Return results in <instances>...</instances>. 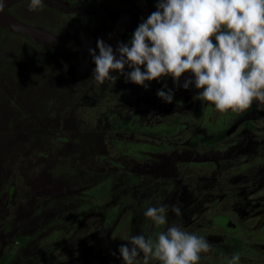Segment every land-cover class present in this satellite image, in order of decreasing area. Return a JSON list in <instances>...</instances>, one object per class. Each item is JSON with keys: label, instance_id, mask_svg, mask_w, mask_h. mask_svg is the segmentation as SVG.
I'll use <instances>...</instances> for the list:
<instances>
[{"label": "rangeland", "instance_id": "374dc122", "mask_svg": "<svg viewBox=\"0 0 264 264\" xmlns=\"http://www.w3.org/2000/svg\"><path fill=\"white\" fill-rule=\"evenodd\" d=\"M46 1L60 5L59 0ZM89 1L93 5H86L80 15L99 16L101 4L102 16L85 17L84 32L81 23L73 31L72 37L80 36L81 42L67 40L65 35L56 36L44 26L40 27L49 33L47 38L32 37L44 46L65 40L62 43L65 50H59L57 59L49 50L34 46L37 58L27 65L28 46L17 36L12 38L18 41H10L5 52L0 53V191L17 175L19 188L26 191L19 196L20 191L15 192L11 180L10 193H0L1 212L9 210L8 217L0 220V259L4 258L0 264H123L118 249L120 244H128L124 240L127 237L144 234L155 241L169 226L197 229L218 212L243 220L256 235L264 223V165L257 167V153L264 161V117L245 127L249 128L254 149L261 145L258 151L249 153L251 163H240L238 168L222 164L219 171L214 170L220 176L215 180L206 178L211 169L202 170L188 162V166H183L184 160L201 159L204 155L199 149V152L181 149L177 143L191 134L198 122L196 113L207 112L213 104L189 103L185 111L180 102L160 99L148 103L140 96L153 81L147 82L149 87L145 89L125 82L118 72L112 73L116 80L97 85L92 78L95 64L89 49H96L98 38L114 50L118 42L128 43L131 36L124 34L129 29L131 13L121 0ZM132 1L144 13L148 11L145 4L148 0ZM19 8L15 6V13L20 12ZM115 12L117 18L109 15L108 21L104 19L103 16ZM40 13L43 23L50 26L46 16L51 12L44 8ZM94 27L97 28L92 30ZM21 71L18 78H13ZM125 71H130L127 66ZM189 76V73L182 75L180 84ZM17 89L24 100L18 99L17 93L14 95ZM170 89L175 93L178 87ZM213 108L216 117L220 112L214 105ZM110 109L139 113L146 124L166 122L154 127L171 133L178 132L186 122L187 129L180 135L149 136L156 144L176 146L161 151L143 146L145 150L154 149L155 158L150 163H138L142 164L144 176H153L143 178L141 186L133 183L136 172L131 174L124 166L115 167L111 140L117 135L98 128L100 113ZM6 198L12 206L9 209L5 206ZM163 205L169 206L167 224L157 226L144 212L148 207ZM172 206L178 207L181 214L171 211ZM119 209L121 215L109 233L105 216ZM259 232L263 238L264 228ZM218 239L226 246L229 234L220 232ZM236 253L251 259L262 256L257 251L231 252ZM139 258L142 259V254ZM223 260L218 257L219 264H227Z\"/></svg>", "mask_w": 264, "mask_h": 264}, {"label": "clouds", "instance_id": "9594fccd", "mask_svg": "<svg viewBox=\"0 0 264 264\" xmlns=\"http://www.w3.org/2000/svg\"><path fill=\"white\" fill-rule=\"evenodd\" d=\"M43 9L44 0H27L29 12ZM96 49L89 53L97 85L116 80L113 72L145 89L147 82L170 76L176 87L194 84L199 90L194 99L211 102L220 113H242L254 101L264 104V0H156V10L138 24L128 43L118 42L114 50L98 38ZM185 73L190 76L181 85ZM164 89L166 83L157 96L172 103L173 90ZM168 210V205L148 207L144 215L157 226L166 225ZM171 211L181 214L176 206ZM124 240L128 244L118 249L123 264H140L141 254L142 264H198L202 253L213 250L208 239L177 225L155 241L144 234ZM240 259L236 253L231 262Z\"/></svg>", "mask_w": 264, "mask_h": 264}, {"label": "flooded vegetation", "instance_id": "af4514ba", "mask_svg": "<svg viewBox=\"0 0 264 264\" xmlns=\"http://www.w3.org/2000/svg\"><path fill=\"white\" fill-rule=\"evenodd\" d=\"M24 1H27V0L18 1L15 4H13L10 8H8L7 10L13 12V10H15V6L19 7L18 4L19 3L21 4ZM121 1L125 5V8H127V10L131 13V19L129 20L130 26H129L128 31L124 35L125 37L132 36L134 30L140 23L136 19L135 13L138 14V16L142 19V21L145 20L156 9L155 8L153 11H151V8L156 3V0H151V1L148 0L147 3H145L146 5H148V8H149L146 13H144L138 7H136V5L133 3L132 0H129L131 3H129L127 0H121ZM59 3L60 5L59 4L53 5V4H49L46 0H44V8L48 9V6H49L51 7V11H52L50 15L46 16V20L47 22H49L50 26L46 25L45 23L39 26H44L52 30L56 36L65 35L67 37V40L71 38V40H77L81 42L80 36L78 38L72 37L73 31H75L81 23V26H83L82 33L84 32L85 27L87 25H83L84 22L86 21H82V20H84L85 17L99 18L102 16L101 15L102 7H100L101 4H99V2H98L99 11H100L99 16H96L95 14L80 15L79 12L86 5H91V6L93 5V3L91 4L89 0H62V1L59 0ZM62 4L64 5V7ZM63 8H66V9H63ZM13 13L14 15L16 14L15 12ZM140 13H142L143 17L141 16ZM109 15L110 16L114 15V17H116V12L114 14L111 13V14L103 16L104 19L106 20L108 17H110ZM17 17L19 16L17 15ZM106 21H108V19ZM117 22L118 21H115L114 25H116ZM96 28L97 27H94L92 28V30H95ZM102 28L103 27H101L100 29ZM64 41L58 39L56 40L54 45H50L52 48L55 49L56 55L55 54L54 55L56 59H57V56H59V52L61 50H65V47H63L62 45ZM213 42L215 43L214 38H213ZM72 45L76 46V44H72ZM70 48L71 47H69V50ZM167 78H169L167 81H164L165 79L161 81L153 80V82L151 83L147 91H145L140 97L142 99H145L146 102L148 103L160 100L161 98L157 96V91L162 89L165 83L168 85V89H170L171 86H174L172 78L170 76ZM183 83H181V85ZM168 89H164V90L167 91ZM198 91L199 90L195 88L194 84L190 85L188 89H184L183 87H178V90L174 93L172 102L183 103L184 110L186 111L187 104L201 102L198 99H194ZM206 103H211V102H206ZM262 108H264V104H261L258 101H254L252 106L242 113H234L231 110H228L227 112L219 113L215 117L213 105L210 107V110H208L207 112L201 110L199 113H196V116L198 119L196 126L191 130V134L189 135V137L185 138L183 142L181 141L180 143H177L179 144L177 147L184 149V150H189V151H192V150L194 151V150L199 149L203 153L204 156L202 155L203 158L201 159H194V160H189V161L184 160L183 166L192 165L195 167H200L202 170L211 169L210 171L211 175L210 176L207 175L206 178H210V179L214 178L215 180L216 178H220V176L214 173V170L216 172L219 171L220 170L219 167L222 164L238 168L240 163H243L244 165L247 163H251L253 160H251L252 156H250L249 153L256 151V150L258 151L261 145L257 143L260 146L258 145V147L254 149V147L251 145V142H250V136L248 132L249 128H245V127L251 124H254V122L258 120H261L262 117L264 116L260 118H256V119H246L242 121L240 119L246 112L248 111L258 112ZM184 110H182V112ZM105 112L106 111L101 112L99 115L98 128L101 131L105 132L106 134L115 133L117 135L114 139L115 143H113L114 151H115V161L114 160L113 161L116 162L117 164L115 167L116 169L117 168L122 169V167L120 166H124L128 170V173H131V174L136 172L137 179L136 180L133 179L134 180L133 183H136L139 185L142 182L143 178H153V176L149 177L146 174L144 176L143 170L141 169L142 164L138 166V163L140 162L144 161V162L150 163L155 158V156H153V151H152L154 149H151V150L146 149L147 150L146 151L143 146H148V147L151 146V148H156L158 151H161V149H166V148L168 149L172 146L171 143L170 144L169 143L156 144L154 140L153 141L150 140L149 136L161 137V136H166L168 134L177 136V135H180L181 132L187 129L186 122L180 125V129L178 132H174V133H171L168 130L157 129L159 125L167 124L166 122H163V121L156 122V123H147L148 125L146 127L142 126V127L131 128V129H126L123 127H118L115 129L105 128V127L100 126V123H99L101 122L100 119L103 116V113ZM127 113L128 112H123L122 110L118 109V112L115 114V117L121 119L123 117V114H127ZM154 126H157V127H154ZM142 137H145V138H142ZM185 140L187 141L184 143ZM188 140H190L191 143L189 144H192V146H188L189 145ZM174 145L176 146V144ZM102 152L104 154V151ZM150 153L152 155H150ZM257 154H258V161H259V164L257 165V167H261V165H264V161L260 159V153H257ZM254 161H256V159ZM187 162H188V165H187ZM110 166H113V165H110ZM134 167L137 170H134ZM239 170L241 169L239 168ZM129 177L134 178V175L133 176L129 175ZM17 178H18V175L16 178L8 180L6 184L7 188L4 191L3 190L0 191V193L3 192L2 194H5V193L9 194L10 190L12 189L11 184L14 183L15 192L20 191L19 196L24 195L26 191L23 190V188L22 189L19 188ZM138 178H140V180H138ZM11 180H14V181L10 184ZM149 182L150 181H147L146 185H148ZM5 206L8 209L12 207L10 204L7 203V198L5 200ZM5 210L6 209H4L3 212H1L0 210V220H4L9 215V210L8 211H5ZM118 212L121 215L122 209H119ZM225 219L232 221V223L228 224L227 222L224 221ZM190 228L187 227L186 229H183V230L188 231V232L190 231V233L195 234L197 236H202L203 234H206L207 236L206 239H208V241L212 244V248H213L212 251L206 254L204 253V255L201 256V259L198 262V264H219L218 257H221L224 259L222 262H226L227 264H232L231 257L233 256V254H231V252H234V251L240 252V250H245L248 253H250V251H254V253H256L257 251V254H261L262 256L259 255L261 256L260 259L258 258L251 259L243 255V256H240L241 259L238 262V264H243V263L264 264V243L262 242L264 241V236L263 238L260 237V232H259L262 228H264L263 222L260 224V228L257 234L253 235L254 230H252L251 227L247 223H245L243 220L242 221L235 220L233 216H231V214L229 213L218 212V213L213 214L212 217H210L209 222L207 224H202V226H200V228H197V229L193 227L191 229ZM123 229H124V225L121 224L120 232ZM220 230H223V231H220ZM220 232H227L229 234V240H227L228 244L226 246L224 245L226 244L225 242H221L218 239ZM225 248H227V252L225 251ZM3 259L4 258L0 259V261L2 262ZM138 259L140 260V264H142V259L141 258H138ZM152 264H155V262H152Z\"/></svg>", "mask_w": 264, "mask_h": 264}, {"label": "trees", "instance_id": "16d2710c", "mask_svg": "<svg viewBox=\"0 0 264 264\" xmlns=\"http://www.w3.org/2000/svg\"><path fill=\"white\" fill-rule=\"evenodd\" d=\"M19 6H21V10L20 12H17L16 14L24 21L26 22H31L33 24L36 25H43V20L41 17V13L40 11L37 12H29L27 10V1L22 2L21 4H18ZM47 6V5H46ZM25 7V8H24ZM50 8V10H49ZM156 8V3L152 6L151 11H153ZM48 11H51V7L48 6ZM13 12H15L13 10ZM151 13V12H150ZM136 19L141 23L142 19L138 16V14H136ZM14 36H17L19 39L23 38V40L25 41L26 46H28L29 49V56L28 61L26 62V64H30L29 62H33V60L35 61L37 56L35 54V50H32L34 48V46H37L39 48H43V49H47L51 52L52 55L55 54V49L52 48L51 46H43L42 44L35 42L34 39L28 35H25L23 33L17 32L15 30L12 29H8L6 27H3L0 25V53L1 52H5L6 45H10V41L11 42H16L18 40H15ZM32 50V52H30ZM1 61V60H0ZM25 64V65H26ZM23 71H21L19 74H16V77L14 75L13 78H18L19 75L22 73ZM16 93L18 94L17 98L18 99H22L24 100V96L21 94L20 90H16L14 91V95H16ZM118 112V109H110V110H106L105 113H103V116L101 117L100 121V126L105 127V128H118V127H123L126 129H131V128H135V127H146L148 124H146L145 122H143L142 117L139 115V113H130L128 112L127 114H123V117L121 119L115 117V114ZM65 128V127H64ZM115 138H113L112 142L115 143ZM120 213L118 211H114V212H107V215L105 216L106 221L109 224V228L111 233L115 226V224L117 223V220L119 218ZM4 263V260H3Z\"/></svg>", "mask_w": 264, "mask_h": 264}, {"label": "water", "instance_id": "95a60500", "mask_svg": "<svg viewBox=\"0 0 264 264\" xmlns=\"http://www.w3.org/2000/svg\"><path fill=\"white\" fill-rule=\"evenodd\" d=\"M18 1H21V0H2L4 4V8H3V11H0V25L8 29H12L17 32L28 35L30 37L47 38L49 36V33L44 31L43 28L35 24L25 22L7 10L8 8H10L13 4H15ZM127 1L131 3L129 0ZM140 14L143 17L142 13ZM168 79L169 78H166L164 81H167ZM262 116H264V108H262L258 112L248 111L241 117L240 120L242 121L246 119H256ZM224 221L227 222L228 224L232 223V221L228 219H225Z\"/></svg>", "mask_w": 264, "mask_h": 264}]
</instances>
